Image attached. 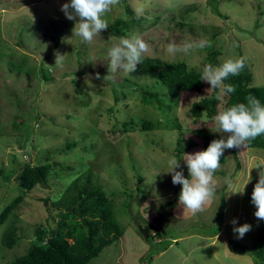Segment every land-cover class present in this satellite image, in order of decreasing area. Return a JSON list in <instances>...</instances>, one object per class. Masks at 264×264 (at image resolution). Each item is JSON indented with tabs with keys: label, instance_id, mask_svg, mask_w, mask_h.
Returning a JSON list of instances; mask_svg holds the SVG:
<instances>
[{
	"label": "rangeland",
	"instance_id": "obj_1",
	"mask_svg": "<svg viewBox=\"0 0 264 264\" xmlns=\"http://www.w3.org/2000/svg\"><path fill=\"white\" fill-rule=\"evenodd\" d=\"M157 1L161 5L156 10L152 4ZM170 1L127 0L138 16L150 20L161 15L154 26L145 22L142 31L133 32L142 34L150 46L144 57L182 61L201 71L206 64L203 49L173 56L166 45L208 42L212 35L217 66L224 59L244 57L252 85L264 86V0H215L219 15L210 12L206 0ZM65 3L70 0H0V170L49 166L44 186L29 191L0 226V238L9 226L20 237L12 249L0 245V264H11L26 251L36 226H52L48 206L85 171L111 200L121 230V236L87 264H253L250 253L238 254L228 243L251 249L258 229L251 194L264 152L236 148L238 165L229 151L224 152L225 161L214 177V200L197 214L183 209L178 204L182 186L173 185L168 160L181 159L177 171L190 178L183 154L201 151L200 146L176 156L175 141L199 143L192 133L199 124L188 109L209 95L211 86L206 83L201 93H182L169 104L165 89L137 69L130 74L118 71L113 81H104L107 51L119 38L100 34L91 44L81 43L72 32L76 21L61 11ZM182 8L188 9L182 22L199 37L174 25ZM124 17L120 3L105 18L109 24ZM56 52L66 55L63 66H55ZM97 73L101 79L95 78ZM145 91L155 93L161 105L153 98L145 100L141 94ZM145 121L159 124L139 131ZM128 123L135 128L122 131ZM206 127L215 133L213 120ZM12 173L6 184L0 181L1 204L15 194L16 171ZM226 177L233 181L230 187ZM245 223L251 230L238 238L233 228ZM144 229L151 235L147 239L141 233Z\"/></svg>",
	"mask_w": 264,
	"mask_h": 264
},
{
	"label": "trees",
	"instance_id": "obj_2",
	"mask_svg": "<svg viewBox=\"0 0 264 264\" xmlns=\"http://www.w3.org/2000/svg\"><path fill=\"white\" fill-rule=\"evenodd\" d=\"M120 3L125 17L124 19H114L109 23L108 29L101 32L103 37L120 38L128 33L140 32L144 29L143 23H148L149 27L154 26L161 17L158 14L149 20L144 16L136 15L129 7L127 0H120ZM160 5L161 3L157 1L152 4V7L157 10ZM206 6L211 13L219 15L215 0H206ZM187 12V8L179 10L177 14L179 21L175 22L174 25L179 30L186 28L187 33L192 37H199L200 34L193 31L194 28L182 22L187 16ZM169 17L174 19L172 15ZM209 38L210 46L203 48L206 52L205 61L206 64L217 66L216 51L211 50L214 36L209 35ZM182 42L183 40H178V43ZM136 69L138 73L152 78L155 83L160 84L165 89L169 104H175L182 93H201L206 86V82L200 81L201 71L188 68L182 61L172 62L144 57L142 64L137 65ZM223 83L234 86L235 92L225 94L218 100L217 95L221 90H211L209 95L197 99L190 105L189 115L194 123L199 124V127L193 129L192 133L198 136L199 143L177 139L173 150L176 156L193 146H200L201 151H204L212 140L220 139L221 136L211 132L206 124L225 108L236 103H247L245 98L248 96L255 97L261 105H264V86L252 85V74L247 68L246 61L245 67L239 75L229 76ZM141 94L145 100L153 98L156 104L161 105L155 93L145 91ZM205 112L207 113L206 117L204 116ZM158 124V121L155 123L141 122L138 130H153L158 127ZM134 125L133 123L124 124L122 131L135 128ZM72 146L67 145V148ZM247 148L264 152V135L251 141ZM227 151L232 154L238 165L236 148L225 150V152ZM224 161L225 156L223 155L220 163L223 164ZM14 171H16V175L13 177L12 189L15 194L11 200L0 203V226L4 224L7 217L29 191L37 186H44L49 166L46 164L34 166L25 164L18 166L11 172L0 170V181L6 184ZM111 206V200L103 193L94 177L89 171H85L71 180L59 197L48 206L52 226H36L26 251L15 258L11 264H87L96 258L103 248L110 246L121 236V230L115 220ZM15 231L14 226L7 227L1 235L0 245L6 249H12L20 239L18 235H15ZM216 233H218V228ZM228 245L230 248L234 247V252L239 254L244 252L243 248L235 242H229ZM250 254L254 258L253 264H264V220H258V229L252 242Z\"/></svg>",
	"mask_w": 264,
	"mask_h": 264
},
{
	"label": "clouds",
	"instance_id": "obj_3",
	"mask_svg": "<svg viewBox=\"0 0 264 264\" xmlns=\"http://www.w3.org/2000/svg\"><path fill=\"white\" fill-rule=\"evenodd\" d=\"M119 4L120 0H70V3L62 5L61 11L68 20L76 21L72 29L73 36L79 37L80 42L87 45L91 44L103 30L108 29L109 25L105 17ZM136 11L138 14L142 13L143 8L137 7ZM206 46L210 45L205 40L185 42L181 45L172 42L166 45V52L174 56L177 53H188L194 48L203 49ZM149 48V44L140 33L120 37L119 42L107 51L108 74L103 77V80L113 81L118 71H123L125 74L134 72L137 65L142 64ZM54 55L55 66H63L66 55H61L59 52ZM244 67V57L224 59L219 66L205 64L201 69L200 81L211 86L208 91L220 89L221 91L217 95L219 100L223 95L235 92V87L231 84H224V80L229 76L239 75ZM95 78L101 79L99 73ZM245 99L247 103L233 104L212 117L215 133L221 134L220 139L212 140L204 151L183 154L182 160L187 166L190 178H185L183 171H177L181 168V159L172 156L168 160L169 171L167 173L171 174L173 185L182 186L178 204L192 214L201 212L207 203L214 200L216 196L214 177L221 167L220 160L225 150L246 148L251 141L264 135V105H261L260 101L253 96H248ZM204 116H207L206 112ZM255 169H260V171L258 172V182L251 194V203L256 208L254 216L258 220H264V162L257 164ZM225 183L230 187L233 181L230 177H226ZM243 191L238 192L242 194ZM236 223L235 220L232 221L233 225ZM251 227L245 223L242 226L234 227L233 232L242 239L251 230ZM147 234L151 236L148 231ZM241 248L248 254L251 252V249L248 250L247 247Z\"/></svg>",
	"mask_w": 264,
	"mask_h": 264
},
{
	"label": "water",
	"instance_id": "obj_4",
	"mask_svg": "<svg viewBox=\"0 0 264 264\" xmlns=\"http://www.w3.org/2000/svg\"><path fill=\"white\" fill-rule=\"evenodd\" d=\"M141 233H142L144 239H147V237H148L147 230L144 229V230L141 231Z\"/></svg>",
	"mask_w": 264,
	"mask_h": 264
}]
</instances>
